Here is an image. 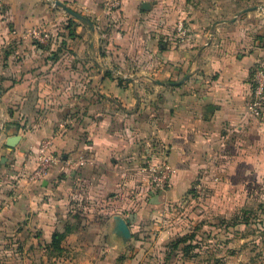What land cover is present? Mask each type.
I'll return each mask as SVG.
<instances>
[{
    "label": "crops",
    "instance_id": "obj_1",
    "mask_svg": "<svg viewBox=\"0 0 264 264\" xmlns=\"http://www.w3.org/2000/svg\"><path fill=\"white\" fill-rule=\"evenodd\" d=\"M61 1L94 30L52 0H0V252L46 258L70 228L63 264H164L175 233L165 215L195 176L220 155L259 159L264 122L247 109L264 14L212 29L226 0ZM43 137L59 158L32 182ZM149 154L174 168L164 190L149 189Z\"/></svg>",
    "mask_w": 264,
    "mask_h": 264
},
{
    "label": "rangeland",
    "instance_id": "obj_2",
    "mask_svg": "<svg viewBox=\"0 0 264 264\" xmlns=\"http://www.w3.org/2000/svg\"><path fill=\"white\" fill-rule=\"evenodd\" d=\"M240 6L254 7L264 14V0H238L237 3L235 0H226L221 2V6L217 7L218 12L214 11L211 20L206 23L210 25L219 19H234V13L240 10ZM257 122H264V116ZM258 148L259 159L253 161L246 158L238 160L234 154L220 155L213 169L195 176L183 197L171 204L165 216L175 233L174 238L167 243L171 249L167 247L166 258L162 263L264 264L262 138ZM244 156L246 153H243ZM154 157L151 154L146 157V166ZM145 173L148 175L146 170ZM177 239L178 246L171 247ZM12 243L3 242L8 249H11ZM65 248L62 245L61 250L49 247L46 258H19L11 253L0 252V264H63L64 260L59 256L64 255ZM66 249L72 253L74 248L70 246ZM167 250L171 251L168 253ZM65 264H71V260Z\"/></svg>",
    "mask_w": 264,
    "mask_h": 264
},
{
    "label": "built area",
    "instance_id": "obj_3",
    "mask_svg": "<svg viewBox=\"0 0 264 264\" xmlns=\"http://www.w3.org/2000/svg\"><path fill=\"white\" fill-rule=\"evenodd\" d=\"M104 4L111 10H117L120 7V0H104ZM247 113L255 121L264 116V64L258 66L254 72ZM35 157V167L30 176L32 182L41 181L58 161L59 157L55 154L52 138L43 137L40 139ZM84 163L85 161L82 160L81 164ZM145 170L148 172L150 188L155 192L164 190L169 186L174 172V168L166 158L148 162Z\"/></svg>",
    "mask_w": 264,
    "mask_h": 264
},
{
    "label": "water",
    "instance_id": "obj_4",
    "mask_svg": "<svg viewBox=\"0 0 264 264\" xmlns=\"http://www.w3.org/2000/svg\"><path fill=\"white\" fill-rule=\"evenodd\" d=\"M54 4L63 7L67 12H69L70 14H72L73 16H75L76 18H78L79 20H81L83 23L87 24L89 26V28L91 30H94L95 28V24L93 23V21H91L86 15H83L82 13L76 11L75 9H73L72 7L66 5L63 1L61 0H52ZM144 6H146V4H144ZM254 7H247L244 8L243 10L237 12V14L235 15V17H237L239 14L247 11V10H251ZM221 21H228V20H220L217 21L213 24L212 29H214L215 25ZM20 134H15L10 136L7 139V145L12 147L15 144H17V142L20 139ZM114 221H115V229L114 232L116 234H118L119 236H121L124 240H128L131 237V231L129 228V223L128 220L123 218L120 215H116L114 217Z\"/></svg>",
    "mask_w": 264,
    "mask_h": 264
},
{
    "label": "trees",
    "instance_id": "obj_5",
    "mask_svg": "<svg viewBox=\"0 0 264 264\" xmlns=\"http://www.w3.org/2000/svg\"><path fill=\"white\" fill-rule=\"evenodd\" d=\"M70 231V228H66L64 231H55L54 232V235H53V240L52 242L50 243L49 247H53V248H57L58 250H61V242H62V239L63 237L66 235L67 232ZM178 243H179V240L177 239L174 244H172L171 247H177L178 246ZM167 247L170 248V246L167 244ZM171 250H169L170 252Z\"/></svg>",
    "mask_w": 264,
    "mask_h": 264
}]
</instances>
